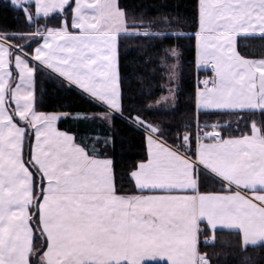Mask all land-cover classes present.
<instances>
[{
    "label": "snow or ice",
    "instance_id": "snow-or-ice-1",
    "mask_svg": "<svg viewBox=\"0 0 264 264\" xmlns=\"http://www.w3.org/2000/svg\"><path fill=\"white\" fill-rule=\"evenodd\" d=\"M7 3L30 30H0V264H219L207 249L224 235L264 248V0H197L195 66L212 75L196 87L195 131L142 114L176 111L178 45L161 57L167 95L127 115L123 103L121 41L179 40L182 17L121 0ZM38 77L104 111H38ZM116 113L144 134L132 190L117 179Z\"/></svg>",
    "mask_w": 264,
    "mask_h": 264
},
{
    "label": "trees",
    "instance_id": "trees-1",
    "mask_svg": "<svg viewBox=\"0 0 264 264\" xmlns=\"http://www.w3.org/2000/svg\"><path fill=\"white\" fill-rule=\"evenodd\" d=\"M121 3L130 9L140 5H153L149 9V15L157 14V9L162 13H169L172 16L179 15L182 21L173 30L183 31L184 35L179 40L170 38L167 40L137 39L130 38L121 41L120 50L121 75L123 77V93L125 115L130 111L128 105L136 104L140 108L157 101L166 92L167 79L164 69L161 67L163 49L172 46H180L183 52V74L180 80L178 94V107L174 112H166L153 107L150 111L142 114L150 121L161 123L165 126L176 128L189 121L193 123L195 131V91L198 81L203 75L209 74L207 70H198L195 66V37L196 30V3L197 0H121ZM55 24V21H52ZM30 30L22 20V14L13 11L7 0H0V30ZM261 41L250 42L249 48H255L256 54L260 52ZM35 47V45H32ZM170 64V61H168ZM131 97V98H130ZM37 110L43 112H64L83 110L88 112H102L104 108L97 107L88 102L80 90L73 86L71 91L58 90L56 83L44 78L37 79ZM217 117L212 116L210 120ZM100 123V122H98ZM58 128L63 131L82 134L85 126L74 120L61 119L58 121ZM243 128V125H241ZM104 130L110 131L105 127ZM235 130V123L233 128ZM115 147L112 150L114 156L117 179L123 177V187L132 190L133 184L128 179V173L141 160L146 158L144 134L139 129L121 117L114 114ZM237 134H239L237 132ZM219 188V185H215ZM224 247L207 251L216 253L219 264H264V248H249L247 252L240 251L233 238L224 235L221 241ZM40 241L37 240V247ZM248 257V261H245ZM147 264H155L150 262Z\"/></svg>",
    "mask_w": 264,
    "mask_h": 264
},
{
    "label": "crops",
    "instance_id": "crops-1",
    "mask_svg": "<svg viewBox=\"0 0 264 264\" xmlns=\"http://www.w3.org/2000/svg\"><path fill=\"white\" fill-rule=\"evenodd\" d=\"M202 70H205V69H203V68H201ZM207 71V70H206ZM209 71V74H207V75H203L202 76V78H200L199 79V81L200 80H203L205 77H208V76H211L212 75V73H211V71L210 70H208ZM117 114H119V113H117ZM57 127H58V121H57ZM61 130V129H60ZM63 131V130H62ZM150 262H154V261H151V260H149V261H147V263H150Z\"/></svg>",
    "mask_w": 264,
    "mask_h": 264
},
{
    "label": "rangeland",
    "instance_id": "rangeland-1",
    "mask_svg": "<svg viewBox=\"0 0 264 264\" xmlns=\"http://www.w3.org/2000/svg\"><path fill=\"white\" fill-rule=\"evenodd\" d=\"M171 63H172V61H170V64H171ZM198 70H201V69H198ZM166 85H167V83H166ZM164 95H167V93H165ZM162 96H163V95H162ZM160 98H161V97H160ZM160 98H159V99H160ZM159 99H158V100H159Z\"/></svg>",
    "mask_w": 264,
    "mask_h": 264
}]
</instances>
